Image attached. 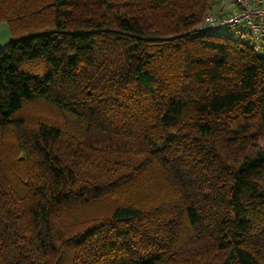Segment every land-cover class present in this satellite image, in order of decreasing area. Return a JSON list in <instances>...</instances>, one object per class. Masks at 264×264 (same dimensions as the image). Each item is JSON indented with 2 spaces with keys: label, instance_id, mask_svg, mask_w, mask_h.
I'll list each match as a JSON object with an SVG mask.
<instances>
[{
  "label": "trees",
  "instance_id": "16d2710c",
  "mask_svg": "<svg viewBox=\"0 0 264 264\" xmlns=\"http://www.w3.org/2000/svg\"><path fill=\"white\" fill-rule=\"evenodd\" d=\"M217 3L0 0V264H264V46Z\"/></svg>",
  "mask_w": 264,
  "mask_h": 264
},
{
  "label": "built area",
  "instance_id": "2783aa9c",
  "mask_svg": "<svg viewBox=\"0 0 264 264\" xmlns=\"http://www.w3.org/2000/svg\"><path fill=\"white\" fill-rule=\"evenodd\" d=\"M237 26L248 31L254 50L261 53L264 46V0H218L215 10L197 24L195 33Z\"/></svg>",
  "mask_w": 264,
  "mask_h": 264
},
{
  "label": "rangeland",
  "instance_id": "374dc122",
  "mask_svg": "<svg viewBox=\"0 0 264 264\" xmlns=\"http://www.w3.org/2000/svg\"><path fill=\"white\" fill-rule=\"evenodd\" d=\"M242 29L240 26L229 28V31L232 35L236 36L237 30ZM14 38V33L10 27V24L7 21H0V47L7 44ZM40 113H48V110L42 105L30 104L27 109V116L34 117Z\"/></svg>",
  "mask_w": 264,
  "mask_h": 264
}]
</instances>
